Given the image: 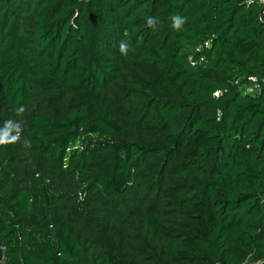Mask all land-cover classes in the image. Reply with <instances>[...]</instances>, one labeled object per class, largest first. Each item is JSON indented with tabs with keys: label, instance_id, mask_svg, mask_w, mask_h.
Here are the masks:
<instances>
[{
	"label": "trees",
	"instance_id": "1",
	"mask_svg": "<svg viewBox=\"0 0 264 264\" xmlns=\"http://www.w3.org/2000/svg\"><path fill=\"white\" fill-rule=\"evenodd\" d=\"M0 139V264H264V7L0 0Z\"/></svg>",
	"mask_w": 264,
	"mask_h": 264
},
{
	"label": "water",
	"instance_id": "2",
	"mask_svg": "<svg viewBox=\"0 0 264 264\" xmlns=\"http://www.w3.org/2000/svg\"><path fill=\"white\" fill-rule=\"evenodd\" d=\"M4 259V250H3V246L1 243V239H0V260ZM244 264H259L258 262H254V261H246Z\"/></svg>",
	"mask_w": 264,
	"mask_h": 264
},
{
	"label": "clouds",
	"instance_id": "3",
	"mask_svg": "<svg viewBox=\"0 0 264 264\" xmlns=\"http://www.w3.org/2000/svg\"><path fill=\"white\" fill-rule=\"evenodd\" d=\"M120 48H121V51L124 52L125 51V48L126 46L124 45V43L122 42L121 45H120ZM19 111H23V108H21ZM13 140H15L16 138H12ZM5 142V139H0V143H4Z\"/></svg>",
	"mask_w": 264,
	"mask_h": 264
},
{
	"label": "built area",
	"instance_id": "4",
	"mask_svg": "<svg viewBox=\"0 0 264 264\" xmlns=\"http://www.w3.org/2000/svg\"><path fill=\"white\" fill-rule=\"evenodd\" d=\"M245 2L247 3V4H250L251 2H256V3H259V4H261L263 7H264V0H245ZM207 43V42H206ZM254 85H255V83H254Z\"/></svg>",
	"mask_w": 264,
	"mask_h": 264
}]
</instances>
